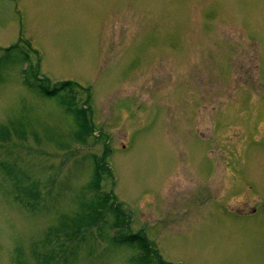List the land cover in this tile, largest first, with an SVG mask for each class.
I'll return each instance as SVG.
<instances>
[{
	"label": "rangeland",
	"instance_id": "rangeland-1",
	"mask_svg": "<svg viewBox=\"0 0 264 264\" xmlns=\"http://www.w3.org/2000/svg\"><path fill=\"white\" fill-rule=\"evenodd\" d=\"M17 43L0 264H143L140 231L173 264H264V0H0V56ZM35 74L82 85L92 133Z\"/></svg>",
	"mask_w": 264,
	"mask_h": 264
},
{
	"label": "trees",
	"instance_id": "trees-1",
	"mask_svg": "<svg viewBox=\"0 0 264 264\" xmlns=\"http://www.w3.org/2000/svg\"><path fill=\"white\" fill-rule=\"evenodd\" d=\"M25 52L26 51L21 49V45L19 43L11 45L10 47L4 48L3 54H5V55L0 56V65L4 59H7V60L15 59L16 57H18L20 55H25L24 56V59H25L26 54H27V52L26 53ZM34 77H35L34 78L35 81L34 82L30 81L29 85L27 83L28 86H32V87L35 86V88H36L35 90L39 91L40 94H43L47 97H54V96L59 94L58 96H60L62 101H64V106L68 107L72 111V113L77 118V121L79 122L83 131H85L87 133H92V130L94 128V124L91 121L90 117H88V115H89L88 110H89L90 106L85 107V106L80 105V106L74 107V105H73L74 94L72 96L71 93L74 91L75 87H81V85L78 82L71 81V80H64V81L55 82L52 86H49V85L43 84V81H44L43 79L38 80L36 74ZM63 91L69 92L66 94V98H64L60 95V93ZM106 151L110 152V148H108ZM105 154H106V152H105ZM102 166H104L108 170L109 169L108 161L107 162L103 161ZM10 173L12 174V171H10ZM96 174H98V172ZM13 177H14V175H13ZM97 184H98V181L95 182V185H97ZM15 187L18 188L19 190H24V188H23L24 186L21 185V179L18 180V182L15 184ZM24 193L30 198H33V199L39 198L38 197V190L34 185L27 188L24 191ZM114 199H115V197H114ZM104 203H105V201H102L100 203V205L104 206ZM112 206H113V209L115 211L116 218H117L116 222L119 223V220L120 219L122 220V217L125 219L124 212L120 208V204H115V203L113 204L112 203ZM86 207H90V205H86ZM97 217H98V214L96 213L93 217L94 223L96 222ZM74 222H72V223H74ZM72 223H69V224H72ZM126 224H127V222H126ZM122 240L127 242L131 246L138 247L139 250H141L140 251L141 256H139V260L143 264H150V260L155 255L158 256V260L160 261L158 264H171V263L164 262L162 259L159 258L160 257L159 252L152 246V244L150 243V241L148 240V238L146 237V235L142 231L137 232V233L125 234L123 236Z\"/></svg>",
	"mask_w": 264,
	"mask_h": 264
}]
</instances>
